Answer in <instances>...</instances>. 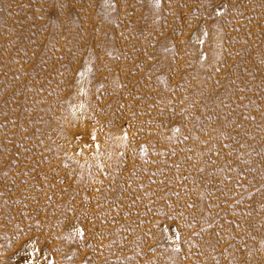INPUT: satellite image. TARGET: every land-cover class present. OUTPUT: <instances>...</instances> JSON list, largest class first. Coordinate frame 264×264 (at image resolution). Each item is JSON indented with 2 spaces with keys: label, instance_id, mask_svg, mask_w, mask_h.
Returning a JSON list of instances; mask_svg holds the SVG:
<instances>
[{
  "label": "rangeland",
  "instance_id": "obj_1",
  "mask_svg": "<svg viewBox=\"0 0 264 264\" xmlns=\"http://www.w3.org/2000/svg\"><path fill=\"white\" fill-rule=\"evenodd\" d=\"M0 264H264V0H0Z\"/></svg>",
  "mask_w": 264,
  "mask_h": 264
}]
</instances>
